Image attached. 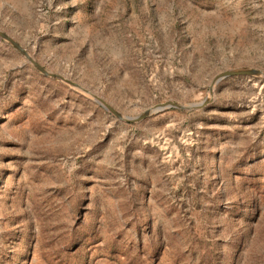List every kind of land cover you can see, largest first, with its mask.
I'll return each mask as SVG.
<instances>
[{"label":"rangeland","instance_id":"rangeland-1","mask_svg":"<svg viewBox=\"0 0 264 264\" xmlns=\"http://www.w3.org/2000/svg\"><path fill=\"white\" fill-rule=\"evenodd\" d=\"M0 31L77 85L0 38V264H264V77L211 86L264 72V0H0Z\"/></svg>","mask_w":264,"mask_h":264},{"label":"water","instance_id":"water-1","mask_svg":"<svg viewBox=\"0 0 264 264\" xmlns=\"http://www.w3.org/2000/svg\"><path fill=\"white\" fill-rule=\"evenodd\" d=\"M0 38L7 41L9 44H11L14 48H16L17 50H19L23 56L30 62L32 63V65L35 67V69L37 71H39L40 73H42L44 76L47 77H51L53 79H59L61 81H64L65 83L77 87V85L73 84L72 82L63 79L60 76H57L55 74L52 73H48L47 71H45L43 68H41L35 61H33L28 54L26 53V51L17 43L15 42L13 39H11L8 35L2 33L0 31ZM258 74H261L264 77V72L257 70V69H242V70H226L223 71L221 73H219L218 75H216L212 82H211V86L217 84L218 82H220L223 79L229 78V77H239V76H257ZM78 88L86 93H88L93 99H95L96 101L99 102V104L104 107L106 110H108L110 113H112L113 115H115L117 118L128 122V123H136L139 122L143 119H145V117L147 116V113H144L138 117L135 118H131V117H122L118 112H116L113 108H111L107 103H105L101 98L97 97L96 95L90 93L89 91L81 88L78 86ZM210 94H211V89H210ZM206 104V102H202L201 104L198 105H193V106H184V105H180L176 102H166L164 104H158L155 107H152V110H160L163 111L164 109H168V108H176V109H180L183 111H191V110H199L200 108L203 107V105Z\"/></svg>","mask_w":264,"mask_h":264},{"label":"bare ground","instance_id":"bare-ground-1","mask_svg":"<svg viewBox=\"0 0 264 264\" xmlns=\"http://www.w3.org/2000/svg\"><path fill=\"white\" fill-rule=\"evenodd\" d=\"M187 106V105H186ZM151 111H154V110H151ZM156 111V110H155Z\"/></svg>","mask_w":264,"mask_h":264}]
</instances>
